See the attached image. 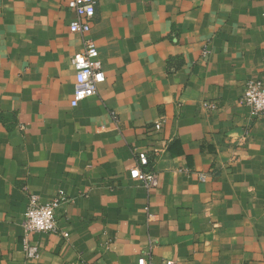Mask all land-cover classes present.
Instances as JSON below:
<instances>
[{
  "label": "crops",
  "instance_id": "obj_1",
  "mask_svg": "<svg viewBox=\"0 0 264 264\" xmlns=\"http://www.w3.org/2000/svg\"><path fill=\"white\" fill-rule=\"evenodd\" d=\"M96 1L106 81L73 108L66 1L0 0V264H264V116L241 101L264 84V0ZM60 191L69 238L33 233L27 262L29 198Z\"/></svg>",
  "mask_w": 264,
  "mask_h": 264
},
{
  "label": "built area",
  "instance_id": "obj_2",
  "mask_svg": "<svg viewBox=\"0 0 264 264\" xmlns=\"http://www.w3.org/2000/svg\"><path fill=\"white\" fill-rule=\"evenodd\" d=\"M67 8L74 14L69 24L72 33L81 36L82 51L73 56L71 62L76 73V84L71 106L76 108L80 102L96 96L101 84L106 81V75L99 57L98 45L90 36L93 21L96 17V0H65ZM242 104L248 109L251 117L264 116V84L257 80L246 83L241 98ZM209 110H215L213 104L205 105ZM139 167L131 171V177L143 183L151 192L158 188L159 177L156 172L148 170L151 157L147 152L135 153ZM205 181V178H202ZM68 202L65 193L60 191L48 202H41L37 196L29 198V204L24 216L23 248L27 262H33L40 256L39 248L30 243L33 233H49L69 238V234L61 231L58 223V211ZM95 264V263H94ZM139 264H151L145 256L140 258ZM162 264H176L174 260H167Z\"/></svg>",
  "mask_w": 264,
  "mask_h": 264
}]
</instances>
